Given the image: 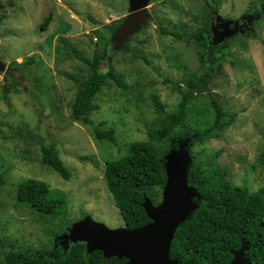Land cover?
<instances>
[{"label": "rangeland", "instance_id": "obj_1", "mask_svg": "<svg viewBox=\"0 0 264 264\" xmlns=\"http://www.w3.org/2000/svg\"><path fill=\"white\" fill-rule=\"evenodd\" d=\"M258 2L149 0L140 28L115 49L111 37L129 14L130 0H0V264L9 248L44 254L67 249L72 226L83 220L125 226L104 180L106 161L122 157L133 141H153L150 135L166 124L181 100L174 85L186 88L190 75L204 71L203 50L192 37L204 26L210 54H225L191 91L185 123L191 130L207 127L213 99L234 120L219 138L193 146L186 139L178 146L187 143L190 165L222 169L249 193L264 187V18ZM49 13L51 21L40 31ZM61 37L67 39L65 52L56 54ZM68 49L87 59L103 51L100 71L112 69L126 86L123 94L106 81L95 96L98 109L88 115L91 126L70 118L90 70ZM32 55L35 62L23 71ZM93 127L113 128L115 142L97 140ZM153 142L164 151V142ZM44 143L56 146L71 173L68 180L40 163ZM28 178L45 182L65 200L61 217L41 215L16 200V185ZM161 198L157 189L156 202Z\"/></svg>", "mask_w": 264, "mask_h": 264}, {"label": "trees", "instance_id": "obj_2", "mask_svg": "<svg viewBox=\"0 0 264 264\" xmlns=\"http://www.w3.org/2000/svg\"><path fill=\"white\" fill-rule=\"evenodd\" d=\"M258 8L264 18V0H259ZM51 17V13L44 17L40 31L46 30ZM192 37L203 50L201 63L204 71L190 75L186 88L174 85L181 100L167 115L166 124L150 135L153 141L166 144L164 151L157 150L152 140L133 141L122 157L107 160L105 164L103 176L107 189L124 225L129 229L150 223L142 204L145 197L155 201L154 203L158 202L157 189L162 192L166 181L164 154L172 147L177 148L179 141L188 139L193 146L210 138H219L234 120V116L228 115L221 104L213 99L211 104L214 117L207 127L191 130L185 123L191 91L197 89L205 77L221 65L225 54V51L210 54L208 26L200 28ZM260 40L264 46V40ZM66 42L65 37L58 38L56 54L65 52ZM68 50L72 57L90 70L79 83L70 105V118L91 126L92 121L88 115L98 109L95 96L106 81H113L123 90V94L126 86L112 69L100 71L103 51L95 50L92 58L87 59L77 55L75 50ZM35 60L36 55H32L24 61L23 71ZM2 97L7 98L5 91ZM114 132L113 128L100 130L93 127L94 136L99 141L114 143ZM40 163L52 168L64 180L71 176L54 144L41 145ZM188 181L198 191L200 199L191 216L177 228L170 246V257L176 258L179 264H228L232 260L233 251L242 243H247L245 255L251 264H264V187L249 193L245 186H236L227 179L224 170L207 169L197 163L189 168ZM2 183L0 176V184ZM15 195L19 203L28 205L44 216L57 219L66 211L65 200L53 195L49 186L37 179L28 178L18 183ZM3 255L5 264H127L125 258H105L100 251L87 253L83 242L71 243L65 250L55 248L49 254L25 248H9Z\"/></svg>", "mask_w": 264, "mask_h": 264}, {"label": "water", "instance_id": "obj_3", "mask_svg": "<svg viewBox=\"0 0 264 264\" xmlns=\"http://www.w3.org/2000/svg\"><path fill=\"white\" fill-rule=\"evenodd\" d=\"M148 1L130 0L129 14L111 37L112 41L117 42L115 49L123 46L127 35L140 28L147 16L144 7ZM186 145L172 147L164 156L166 181L160 202L153 204L148 197L144 198L142 205L150 223L133 229L126 226L110 229L87 219L75 223L68 238L73 243H85L87 253L100 251L105 258H125L127 264H179L176 258L170 257L171 242L177 228L198 207L196 199L200 198L198 191L188 181L192 160ZM247 249V243H242L233 251L228 264H251L245 255Z\"/></svg>", "mask_w": 264, "mask_h": 264}, {"label": "flooded vegetation", "instance_id": "obj_4", "mask_svg": "<svg viewBox=\"0 0 264 264\" xmlns=\"http://www.w3.org/2000/svg\"><path fill=\"white\" fill-rule=\"evenodd\" d=\"M55 248H58V247H55Z\"/></svg>", "mask_w": 264, "mask_h": 264}]
</instances>
